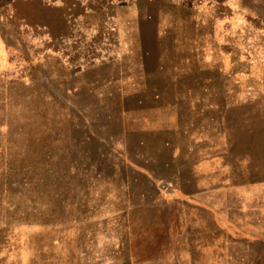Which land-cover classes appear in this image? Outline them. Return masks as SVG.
I'll return each mask as SVG.
<instances>
[{
    "label": "rangeland",
    "instance_id": "rangeland-1",
    "mask_svg": "<svg viewBox=\"0 0 264 264\" xmlns=\"http://www.w3.org/2000/svg\"><path fill=\"white\" fill-rule=\"evenodd\" d=\"M37 1L0 0V264H264V0Z\"/></svg>",
    "mask_w": 264,
    "mask_h": 264
},
{
    "label": "trees",
    "instance_id": "trees-1",
    "mask_svg": "<svg viewBox=\"0 0 264 264\" xmlns=\"http://www.w3.org/2000/svg\"><path fill=\"white\" fill-rule=\"evenodd\" d=\"M18 1L17 0H14V2L12 3L13 4V6H15V10L12 12V17H13V19H14V23H16V24H18V21H20L21 19L22 20H24V22H27V20L28 21H30V19L32 18V16H38L37 17V20L39 19V14H40V12L44 9V7H41L40 6V4H38V1L37 0H26L25 1V4L26 5H29L30 6V8L32 9V10H34V11H32V10H30V11H26L25 13L24 12H21L20 10H19V7H18ZM79 3L78 2H76V6L78 5ZM39 6V8H37ZM52 8H54V6H49V7H46V9H52ZM41 15H43V14H41ZM44 24H48V26H49V28H50V30H49V33L50 34H52L53 33V30H55L56 28H54L53 29V27H52V24L51 23H42V25H44ZM53 35V34H52ZM7 39H9V37H7V36H5ZM6 39V42H7V44L8 45H10V42L8 41Z\"/></svg>",
    "mask_w": 264,
    "mask_h": 264
}]
</instances>
